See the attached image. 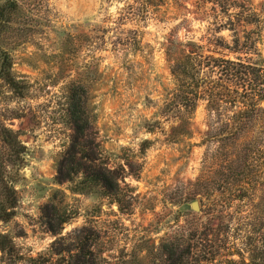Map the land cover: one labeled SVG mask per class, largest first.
Listing matches in <instances>:
<instances>
[{"label": "rangeland", "instance_id": "rangeland-1", "mask_svg": "<svg viewBox=\"0 0 264 264\" xmlns=\"http://www.w3.org/2000/svg\"><path fill=\"white\" fill-rule=\"evenodd\" d=\"M129 1L17 0L0 45L12 57L20 91L0 79V123L18 133L26 152L22 164H9L6 172L18 204L12 219L0 223V232L15 245L5 264H67L57 252L76 251L83 243L90 264H162L160 248L167 238L208 227L210 241L199 256L193 254L195 264L259 261L255 247L264 246V184L242 201L232 200L224 216L212 205L213 220L201 194L195 198L199 211L192 209L186 189L205 178L208 166L220 169L227 159L222 147L228 141L207 138L220 125L211 123L205 102L191 115L190 135L167 139L177 123L164 109L175 87L166 46L173 39L194 40L214 50L213 19L197 13V0H166L146 18L122 21ZM251 1L257 12L264 11V0ZM217 35L231 41L233 34L225 29ZM258 50L264 64V20ZM72 85L85 90L104 159L124 176L120 203L102 188L76 192L73 183L56 180L58 160L73 133ZM213 153L218 160L209 159ZM249 163L264 177V155ZM226 168L231 183L238 169ZM220 178H212L216 189L227 185ZM57 191L64 193L58 199L70 219L54 235L43 211Z\"/></svg>", "mask_w": 264, "mask_h": 264}, {"label": "trees", "instance_id": "trees-1", "mask_svg": "<svg viewBox=\"0 0 264 264\" xmlns=\"http://www.w3.org/2000/svg\"><path fill=\"white\" fill-rule=\"evenodd\" d=\"M165 2L130 0L120 20L146 18L148 13L157 11ZM17 8V0H0V38L10 15ZM196 8L204 20L213 19L211 23L215 28L210 43L215 49L206 51L203 44L194 40H169L166 55L175 87L169 93L164 109L167 116L175 118L177 123L168 134V140L173 141L192 133L191 115L200 102H205L211 123L220 125L216 133L209 130L207 138L228 141L222 147L223 156L227 158L220 165L222 169L215 167L212 171L213 164L208 166L205 178H200L198 185L186 189L193 201L196 195L201 194L203 200L211 204V213L207 214L213 220L212 205L218 208V216H224L223 208L227 204L234 199L242 201L250 190H259L264 184V177L254 171L256 165L247 164L252 157L264 155V64L260 63L262 57L258 50L264 11L257 12L251 0H197ZM240 28H243L242 34ZM225 29L232 32L231 41L217 35ZM254 57L259 58L256 60ZM0 79L15 91H20L19 83L12 74V57L1 45ZM81 90H84L81 86L70 87L68 115L73 133L69 145L58 160L56 180L59 184L73 183L72 190L76 192L102 188L120 203L124 176L110 168L104 159L94 131L93 118ZM0 142V147L7 149V152L0 149L1 223L12 219L18 204L17 191L7 176V167L9 164H22L26 149L18 133L1 123ZM149 142L146 140L144 144ZM210 158L216 161L218 154L213 153ZM227 164L235 165L238 169L231 183ZM217 174L227 184L218 189L211 185L212 178ZM59 194L64 193L57 191L43 211L48 230L54 235L61 234L63 225L70 219L67 209L61 207L63 199H58ZM186 203L187 197L182 204L185 206ZM211 231V227L202 231L183 230L179 235L167 238L160 248L162 264H195L197 257L193 254L199 256L202 253V246L210 241ZM85 246L83 243L76 251L69 247L57 254L63 255L67 264H90V253H86ZM255 248L260 256L259 261L252 257L249 263L243 260L244 264H264V246ZM14 251L13 240L0 232V264H5L6 256L12 255Z\"/></svg>", "mask_w": 264, "mask_h": 264}, {"label": "water", "instance_id": "water-1", "mask_svg": "<svg viewBox=\"0 0 264 264\" xmlns=\"http://www.w3.org/2000/svg\"><path fill=\"white\" fill-rule=\"evenodd\" d=\"M191 206H192V209L195 210V211H199V202L198 201H193L191 203Z\"/></svg>", "mask_w": 264, "mask_h": 264}]
</instances>
